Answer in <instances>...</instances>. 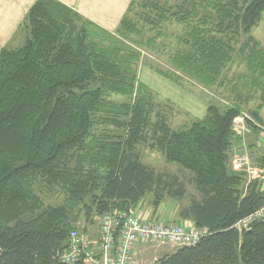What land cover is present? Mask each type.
Here are the masks:
<instances>
[{
  "label": "trees",
  "instance_id": "16d2710c",
  "mask_svg": "<svg viewBox=\"0 0 264 264\" xmlns=\"http://www.w3.org/2000/svg\"><path fill=\"white\" fill-rule=\"evenodd\" d=\"M263 14L264 0H132L110 33L56 0H37L22 23L23 45L0 51V264H62L56 256L72 223L130 211L151 195L155 207L185 203L178 217L207 230L153 264H264V222L235 227L264 204L258 183L245 190L244 175L229 167L241 99L208 104L202 119L173 130L136 76L137 49L154 50L162 24L174 21L183 47L171 57L173 72L149 67L158 75L216 89L237 59L264 77V48L249 35ZM260 102L245 114L254 133L264 130V90ZM142 146L187 171L197 195L146 167ZM255 163L264 166V153Z\"/></svg>",
  "mask_w": 264,
  "mask_h": 264
},
{
  "label": "rangeland",
  "instance_id": "374dc122",
  "mask_svg": "<svg viewBox=\"0 0 264 264\" xmlns=\"http://www.w3.org/2000/svg\"><path fill=\"white\" fill-rule=\"evenodd\" d=\"M157 1L161 4H168L169 6H173L180 4L182 0ZM214 1L215 0H212V2ZM182 32L183 26L179 23H176L174 21L165 22L161 27L162 36L156 40L154 50H147L144 47L137 49L134 47L135 49H137V51L140 52V60L137 65V70L145 66L148 68L153 67L163 71L173 72L174 68L171 64V57L176 50L183 47H181V45L179 46L177 43V36L181 35ZM249 35L254 39V41L260 44L262 48H264V14L260 23L254 29H252ZM244 41L245 37L240 36L238 43L235 45V48L237 49L239 46H241ZM129 46L133 47L130 44ZM220 80L222 81V84L220 86H217L216 89L202 87L201 85L186 77H183L181 85H176L174 83L172 84L178 86L183 91L192 94L196 99L206 103L207 105L215 104L220 108H226L227 105H233L234 103H236L235 100L237 101V99H241V101L238 102H241L240 104L243 107L247 105L245 109L254 108L255 104H259L261 94L264 90V77L259 72L250 73L249 71H247L245 64L240 63L236 59L232 65L228 66L227 69L223 71ZM152 93L154 94L155 104L157 103L159 105L156 108L155 113L165 115L168 125L173 130L185 128L189 126L193 121L200 120L186 117L185 114L181 111V108L173 105L172 103H169L168 101H164L161 96L158 95L159 93ZM110 97L112 101L117 103H119L122 99L121 96L116 95H110ZM167 104H170V106ZM259 116L262 118V120H264V103L262 105V108L259 110ZM258 133L259 132L254 133V131H252L251 135L246 136L244 140L239 138L240 141H244L246 153L254 163L256 157L258 156V153H260L262 149L264 153V138L258 136ZM253 134H256L255 140L257 141L258 145L261 146L257 147V149H252V147L250 149L246 144V139L251 137ZM242 143L243 142H241L240 146L242 145ZM237 147L238 145H233L232 150ZM139 153L141 156V162H143L146 167L152 169L156 173H162L168 176H172L176 178L179 183L183 184L184 193L187 197H189L190 195H197L195 189L193 188V185L190 183V178L187 171L185 172L176 164H167L160 153L151 150L146 146L139 147ZM258 186L260 188L259 183ZM152 199L153 195L146 196L141 202L137 204L138 211L144 216H147L150 219H155L157 221H162L167 224L183 225L184 223L189 222L188 220L180 219L177 215L178 212L185 207V203L173 202L172 200L167 198L162 201L157 207H155L152 204ZM79 221L85 225V230L88 226V223H86L83 219H79ZM94 227L95 226H92L91 228L93 229ZM175 250H177V247L172 248L169 246H162L156 248L139 243L136 248L135 264H153L159 258L167 254H171Z\"/></svg>",
  "mask_w": 264,
  "mask_h": 264
},
{
  "label": "built area",
  "instance_id": "2783aa9c",
  "mask_svg": "<svg viewBox=\"0 0 264 264\" xmlns=\"http://www.w3.org/2000/svg\"><path fill=\"white\" fill-rule=\"evenodd\" d=\"M248 122L256 125L245 114L233 119L232 131L235 137L244 140L251 135L252 129ZM258 134L264 138V130ZM229 167L247 179L245 189L256 181L260 184L259 191L264 193V166L255 164L249 158L244 142L231 150ZM91 222L85 230V225L80 221L71 224L66 247L56 256L62 264H135L139 243L156 248H182L195 245L207 234L206 229L197 228L191 221L175 225L150 219L138 211L137 205L130 211L113 209L94 215ZM261 222H264V204L240 219L235 227L239 231H246ZM92 226L95 227L92 229Z\"/></svg>",
  "mask_w": 264,
  "mask_h": 264
},
{
  "label": "crops",
  "instance_id": "0c3cea01",
  "mask_svg": "<svg viewBox=\"0 0 264 264\" xmlns=\"http://www.w3.org/2000/svg\"><path fill=\"white\" fill-rule=\"evenodd\" d=\"M36 1L37 0H0V51L4 47L15 50L23 45L25 40V29L22 27V23L29 8ZM56 1L72 9L88 22L112 33L117 29L132 0ZM136 76L138 82L151 92L159 93L158 95H160L164 101H168L181 108V111L186 117L195 120L204 117L207 108L206 103L196 99L192 94L183 91L178 86L172 84V82L154 73L148 67L143 66L139 68ZM259 105H261V102L255 104L254 108L245 109L247 105L244 107L241 106L243 112L248 115L249 111L257 110ZM258 136L260 135L258 134ZM255 138L256 134H253L246 139L248 148L251 149L252 147V149H257V147H261L258 145ZM241 142L244 141L236 139L234 145H238L239 147ZM262 154L263 149L258 153V156Z\"/></svg>",
  "mask_w": 264,
  "mask_h": 264
},
{
  "label": "bare ground",
  "instance_id": "6f19581e",
  "mask_svg": "<svg viewBox=\"0 0 264 264\" xmlns=\"http://www.w3.org/2000/svg\"><path fill=\"white\" fill-rule=\"evenodd\" d=\"M250 178L253 179V177H250ZM246 181H247V179H246ZM250 182H251V181H250ZM254 182H256V181H254ZM251 183H253V182H251ZM251 183H250V184H251ZM250 184H249V185H250Z\"/></svg>",
  "mask_w": 264,
  "mask_h": 264
}]
</instances>
